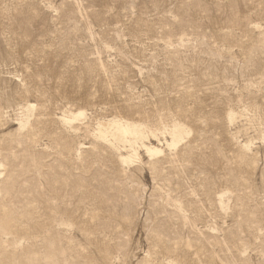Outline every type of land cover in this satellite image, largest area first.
I'll return each mask as SVG.
<instances>
[{"label": "rangeland", "instance_id": "rangeland-1", "mask_svg": "<svg viewBox=\"0 0 264 264\" xmlns=\"http://www.w3.org/2000/svg\"><path fill=\"white\" fill-rule=\"evenodd\" d=\"M0 162V264H264V0H0Z\"/></svg>", "mask_w": 264, "mask_h": 264}, {"label": "bare ground", "instance_id": "bare-ground-1", "mask_svg": "<svg viewBox=\"0 0 264 264\" xmlns=\"http://www.w3.org/2000/svg\"><path fill=\"white\" fill-rule=\"evenodd\" d=\"M33 108H34V105L29 104V103L24 106L23 110L26 113V115H25L26 117H29L28 114H30V112L33 111ZM230 116L232 117L233 115H230ZM85 118H86V113L84 111L78 110L76 112H70V110H69V112H65L63 115H61L59 117L58 121H60L63 125L72 126V124L74 122L80 123L83 120H85ZM23 121L24 120H21V122L17 121L18 125H19V129L25 128L26 124L28 125L27 119H26V123H23ZM229 121L231 123L232 119L230 118ZM95 126H96L95 129L92 130L93 131V134H92L93 138L92 139L97 144L99 143V144L104 145V147L106 146V147H109V149L115 150L117 153L118 161L123 166H130L136 160H139V155H138L137 150L135 148L136 144H140L141 149L146 154V156L147 157L149 156L151 158L153 156H157L160 153H162L161 149L154 145V142H157L160 144L161 138H163V143H162L163 146H166L169 149L170 148H176L179 145V143H181V141L188 134L190 135L189 130L186 127L179 125V124H173L171 126L170 130H167L166 132H162V133L157 132L158 134H156L153 131L150 132L144 126V124L142 125L138 122L128 121V120H124V119H111L108 121L105 120V122H99ZM31 128H33V127H31ZM148 134L151 137V140H149V139L147 140ZM164 135H165V137H163ZM237 144H238L239 148L242 149L243 151H246L249 148V142H245V143L237 142ZM16 161H17V158L15 156H13L12 164H15ZM141 165H142V163H141ZM6 173H9V171L7 170ZM3 174H5L4 173V165H3V162H0V180H1L2 176H4ZM2 183H3V181L0 182V185ZM0 193H1V188H0ZM12 194H13V192H12ZM219 204H220L219 206H221V208L223 209V201L221 199L219 200Z\"/></svg>", "mask_w": 264, "mask_h": 264}]
</instances>
